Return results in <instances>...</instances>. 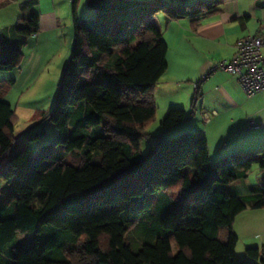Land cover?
<instances>
[{"label":"trees","instance_id":"trees-1","mask_svg":"<svg viewBox=\"0 0 264 264\" xmlns=\"http://www.w3.org/2000/svg\"><path fill=\"white\" fill-rule=\"evenodd\" d=\"M224 1L183 0L170 6L152 0L149 10L196 24L219 13ZM87 5L98 16L75 18L73 64L45 115L57 132L55 140L33 153L31 144L45 136V128L19 141L15 112L0 100V264L18 233L33 238L10 253L6 264H264V247L247 248V260L237 256L233 226L247 207L231 190L255 167L264 171V149L213 163L207 138L187 132L168 139L159 135L152 150L142 154L141 143L157 116L155 89L168 69V45L151 21L131 25L121 15L132 0H87ZM24 23L16 33L37 34L38 16ZM22 61L20 49L0 34V72L15 71ZM80 105L84 114L71 124ZM186 118V111L171 109L161 127L171 131ZM60 148L65 154L57 157ZM175 195L192 198L176 206ZM116 196L119 205L112 204ZM159 200L164 231L155 244L134 252L125 236L143 214L153 217ZM254 208L264 209V184ZM222 229H227L225 241Z\"/></svg>","mask_w":264,"mask_h":264},{"label":"crops","instance_id":"crops-1","mask_svg":"<svg viewBox=\"0 0 264 264\" xmlns=\"http://www.w3.org/2000/svg\"><path fill=\"white\" fill-rule=\"evenodd\" d=\"M132 1L131 9L121 15L124 18L128 16L131 25L142 19L151 21L168 45V69L155 89L157 112L167 115L171 109H182L187 114L186 120L179 125L181 130L176 127L170 133L197 132L205 136L213 163L237 152L264 149V92L247 98L237 79L223 72L204 79L213 64L230 60L235 55L239 41L254 35L264 36V0H225L219 13L200 18L196 24L191 19L170 21L163 13L150 14L152 0ZM166 1L168 5L175 6L183 0ZM186 1L193 3L197 0ZM30 2V6L23 8ZM82 9L87 10V16L92 14L97 18V12L82 0H0V34L7 45L19 48L23 55L17 72L8 76L15 78L10 80L9 89H15L23 83L27 85L25 81L35 79L37 81L30 85L24 95H31L32 91L39 89V76L43 77L49 67L44 64L45 61L64 63L63 73L72 66L75 51L74 20L76 17L84 20ZM33 15L38 16L37 34L24 37L16 33L15 29L23 26ZM66 47L71 52L63 56ZM197 84L199 88L195 89ZM7 91L0 96V100L11 105L5 100L9 94ZM79 108L72 116L71 124L83 116L84 105ZM37 111L23 135L37 130ZM206 115H210L209 121H206ZM251 118L261 125L260 130H248ZM22 140L24 138L19 139ZM251 172L257 175V185L249 181ZM251 172L247 178L231 185L232 192L247 207L236 218L233 226L239 242H246L243 251L238 250L237 245L240 259L246 257L247 248L255 245L264 247V209L254 208L261 198L264 171L255 167ZM253 189L257 190L256 194L252 192ZM249 228L251 231H248ZM222 236L226 238L227 231ZM253 241H258V244H250Z\"/></svg>","mask_w":264,"mask_h":264},{"label":"rangeland","instance_id":"rangeland-1","mask_svg":"<svg viewBox=\"0 0 264 264\" xmlns=\"http://www.w3.org/2000/svg\"><path fill=\"white\" fill-rule=\"evenodd\" d=\"M83 3H87V0H82ZM85 11L87 10H81L82 18L84 19H96L93 17L92 14H89V16L86 15ZM70 51L71 49H67L64 52L63 56L67 55V52ZM74 54V53H73ZM44 64H48V69L47 72L44 73L43 77L39 76V89H36V91H32L33 93L31 95H24V93L29 91L30 85L37 81L36 79L34 81H25L27 85L22 86H17L15 89L10 87L9 89V83L10 80H15V78H8L9 75H12V72H0V96L4 95V93L7 91L9 94L7 95V98L5 100H8L11 105L13 106V109L15 110V136L18 137L19 139H25L26 135H23L24 132L29 128L27 125L30 123V119L34 116L35 112H38L39 110V123L37 125V129H40L42 127L45 128L46 134L43 136L40 140H38L35 143L31 144V149L33 153H37L40 151V149L43 146L49 145L52 141L55 140L56 138V130L53 127V125L48 121L45 120V115L52 112L58 93H59V84L60 80L62 77V68L65 66L64 63L62 62H56L51 60L50 62L47 63L45 61ZM58 67V69H56ZM57 70V72H56ZM14 73L17 72L13 71ZM40 75V73H39ZM60 76V77H59ZM1 77H5L6 79H1ZM59 78V80L57 79ZM4 98V97H3ZM39 107V108H38ZM37 108V109H35ZM17 109V111H16ZM34 110V111H33ZM38 115V113H37ZM166 114L164 112H157V116L155 118V121L151 123L150 127L147 130V135L142 143H141V152L144 155H147L152 148L156 144V137L159 135H162L163 138L168 139L172 138L174 136H177L179 134H184L182 133H170V131H165L161 127V121L164 119ZM74 118V117H72ZM178 129H180V126H177ZM181 130V129H180ZM187 133V132H185ZM175 134V135H173ZM256 150V149H253ZM63 154H65L64 150L60 148V150L55 151V156L57 157H62ZM217 162V161H216ZM257 175L253 172L250 173V178L249 181L250 183H253V185H257ZM194 179V177H193ZM256 180V181H255ZM77 196V195H76ZM75 195L72 196V199L78 200V196L76 197ZM76 197V198H74ZM192 198V195L182 197V196H174V200L176 202L175 205H186L187 203L190 202ZM121 198L120 197H114L112 198V204L113 205H119L121 204ZM158 208L155 209L153 213V217L147 218L145 214L141 216V220L137 225L125 236V243L129 245L134 252H138L139 249L144 245V244H155L158 237L163 233L164 230H162L160 224H159V216L161 213H164V207L161 204V200L157 202ZM76 207H81V204L75 203ZM227 229H222L221 232V238L222 240H226L222 236V233L226 232ZM246 230H244L245 232ZM248 231H251V228L248 229ZM253 232V231H252ZM33 235L31 234H23V233H18L16 236V239L14 240L13 243H11L7 251L4 253V256L2 255V263L6 264L7 263V258L10 256V253L14 252L17 247L26 245L30 243L32 240ZM245 241H241L238 243V250L243 251L245 248ZM250 244H258V241H253ZM257 248V245L251 246V248ZM173 253L174 255L177 254V247L173 246ZM238 256V255H237ZM239 258V257H238ZM239 260H247V257L240 259ZM254 263H259L262 264L261 261H252Z\"/></svg>","mask_w":264,"mask_h":264},{"label":"built area","instance_id":"built-area-1","mask_svg":"<svg viewBox=\"0 0 264 264\" xmlns=\"http://www.w3.org/2000/svg\"><path fill=\"white\" fill-rule=\"evenodd\" d=\"M219 72L227 73L237 79L247 98L264 92V36L254 35L237 43L236 53L230 60H222L211 66L204 77ZM199 85H195L198 89ZM209 121L210 115L205 116ZM261 125L253 118L248 121V130H260Z\"/></svg>","mask_w":264,"mask_h":264}]
</instances>
